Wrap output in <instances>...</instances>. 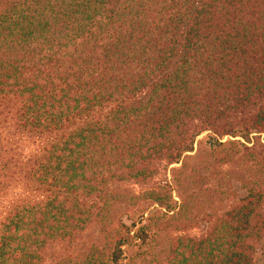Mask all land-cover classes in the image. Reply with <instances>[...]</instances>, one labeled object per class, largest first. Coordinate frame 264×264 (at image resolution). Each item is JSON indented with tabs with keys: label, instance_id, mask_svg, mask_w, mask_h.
<instances>
[{
	"label": "trees",
	"instance_id": "trees-1",
	"mask_svg": "<svg viewBox=\"0 0 264 264\" xmlns=\"http://www.w3.org/2000/svg\"><path fill=\"white\" fill-rule=\"evenodd\" d=\"M0 124L37 140L0 139V264H44L94 219L107 251L82 264H137L153 221L183 223L174 187L236 156L245 194L157 264H264V0H0ZM141 198L161 210L115 226Z\"/></svg>",
	"mask_w": 264,
	"mask_h": 264
},
{
	"label": "rangeland",
	"instance_id": "rangeland-1",
	"mask_svg": "<svg viewBox=\"0 0 264 264\" xmlns=\"http://www.w3.org/2000/svg\"><path fill=\"white\" fill-rule=\"evenodd\" d=\"M0 139H8L12 142H17L21 146H33V143L36 144V139H28L18 136L14 130L11 129L10 124L3 125L0 124ZM207 132L203 133L198 139L205 137ZM229 137H224L223 141H226ZM235 139V138H232ZM239 139V138H237ZM261 140L264 142V134L261 135ZM38 143V142H37ZM250 145V144H249ZM198 146L196 145V148ZM204 150L201 149V154ZM202 158V156H201ZM214 161L213 159H209ZM244 161V160H243ZM240 160V157H234L232 162L222 163L220 162L217 166L218 172L214 171L212 173L211 169H202L200 174L202 176L201 186L182 187L181 194H178V187H174L176 190H173L172 195L173 199L177 201V208L175 211L182 209L181 218L183 223L178 220V216L175 215L171 222L168 223L165 218L161 217L160 223L153 225V229H158L159 234L151 238V240L142 245L133 244L125 248V260L129 261L130 257H133L137 260V264H157V262H165L169 256V249L172 244V239L174 236L185 235V236H201L204 234L210 227L211 221L213 218L221 216L224 210L229 208L233 203L237 202L240 197L245 194V191L240 186V180L248 178L249 175V165ZM251 165V164H250ZM177 166V165H175ZM224 171L227 173L225 174ZM216 172V173H215ZM205 177V180L203 181ZM229 180V185L231 192L228 197L224 198L222 194H219V191L222 189H227L229 186L225 183L220 186V182ZM226 182V181H225ZM228 186V187H227ZM119 190L126 189L129 193L138 194L141 192L142 187H115ZM18 190V189H17ZM19 191V190H18ZM16 191L9 192L5 194H0V217L4 210H6L9 203L14 199ZM139 205L130 206L128 202H122L120 206L116 207L114 221L115 226H121L125 224L128 227L133 225L135 221L136 224L133 227L135 230L139 227L142 222H139V210L141 208L146 209V216L148 212L155 211L158 213L161 210L157 204L152 205L151 202L144 201L142 198L138 201ZM192 207V215H190L191 220H189V215L185 216L186 209ZM166 211L165 209H163ZM156 213L157 216H159ZM174 211L169 212L173 214ZM162 215V214H160ZM172 216V215H171ZM155 218V217H153ZM188 223L186 228L179 229L183 227L184 223ZM143 223H146L144 221ZM119 233L120 230H119ZM117 236V233L116 235ZM136 243V242H135ZM104 250L107 251V238L105 236L102 224L94 219L86 228L81 232L79 237L72 243L67 245L58 244L50 249L49 254L45 258L44 264H82L83 261L91 254L92 249Z\"/></svg>",
	"mask_w": 264,
	"mask_h": 264
}]
</instances>
